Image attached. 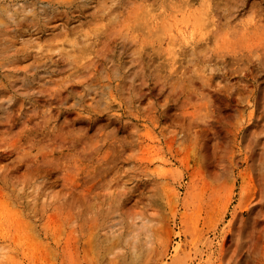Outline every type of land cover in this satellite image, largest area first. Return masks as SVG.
I'll return each instance as SVG.
<instances>
[{
    "label": "rangeland",
    "instance_id": "obj_1",
    "mask_svg": "<svg viewBox=\"0 0 264 264\" xmlns=\"http://www.w3.org/2000/svg\"><path fill=\"white\" fill-rule=\"evenodd\" d=\"M0 264H264V0H0Z\"/></svg>",
    "mask_w": 264,
    "mask_h": 264
}]
</instances>
